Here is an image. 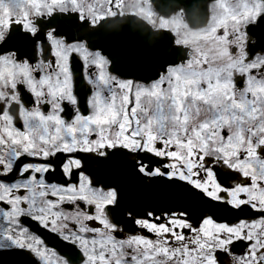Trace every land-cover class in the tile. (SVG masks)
Wrapping results in <instances>:
<instances>
[{
	"label": "snow or ice",
	"instance_id": "6c2138e0",
	"mask_svg": "<svg viewBox=\"0 0 264 264\" xmlns=\"http://www.w3.org/2000/svg\"><path fill=\"white\" fill-rule=\"evenodd\" d=\"M169 9L0 0V252L21 264H264V0ZM128 14L171 34L154 78H124L72 35ZM120 177L166 183L170 199L145 202Z\"/></svg>",
	"mask_w": 264,
	"mask_h": 264
},
{
	"label": "flooded vegetation",
	"instance_id": "af4514ba",
	"mask_svg": "<svg viewBox=\"0 0 264 264\" xmlns=\"http://www.w3.org/2000/svg\"><path fill=\"white\" fill-rule=\"evenodd\" d=\"M89 2L97 3L98 0H89ZM207 2L208 0H152L153 10L159 14H168L169 5L172 3H179L187 10V7L193 4L204 5ZM203 20L204 16L201 15L196 23L202 26ZM189 22L192 23L191 20ZM72 35L90 41L104 51L105 55H109L116 67L126 74L124 78L143 81L144 77L152 76L157 70H162L157 63V53L155 50L151 51V48H156L158 45L159 35L163 36V45L167 47L168 36L171 34L166 31L156 34V30L146 20L128 14L123 17L106 18L96 26L89 25L83 29L73 27ZM65 36L67 38V33ZM146 46H149V51L146 50ZM17 126L22 127L19 123ZM24 223L26 227L32 229L37 227L33 222L24 221Z\"/></svg>",
	"mask_w": 264,
	"mask_h": 264
},
{
	"label": "water",
	"instance_id": "95a60500",
	"mask_svg": "<svg viewBox=\"0 0 264 264\" xmlns=\"http://www.w3.org/2000/svg\"><path fill=\"white\" fill-rule=\"evenodd\" d=\"M157 52V60L160 65L165 61V59L169 58L172 53V48L168 46L165 50V48L163 49L161 46H159V48L157 47ZM120 179L128 183L130 187H133L138 198L145 202L150 203L157 199L164 201L165 199H170L168 193L171 191V186L166 183L153 184L152 181H145L143 185L137 187L133 184L130 178L120 177ZM0 264H21V261L20 258L15 255L0 252Z\"/></svg>",
	"mask_w": 264,
	"mask_h": 264
}]
</instances>
